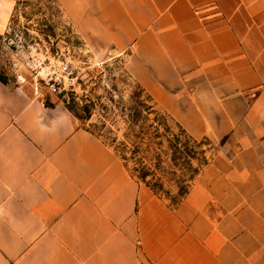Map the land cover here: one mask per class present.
<instances>
[{
  "label": "crops",
  "instance_id": "crops-1",
  "mask_svg": "<svg viewBox=\"0 0 264 264\" xmlns=\"http://www.w3.org/2000/svg\"><path fill=\"white\" fill-rule=\"evenodd\" d=\"M196 139L176 209L63 105L0 82V264H264V0H54ZM14 10L0 0V34Z\"/></svg>",
  "mask_w": 264,
  "mask_h": 264
},
{
  "label": "rangeland",
  "instance_id": "rangeland-1",
  "mask_svg": "<svg viewBox=\"0 0 264 264\" xmlns=\"http://www.w3.org/2000/svg\"><path fill=\"white\" fill-rule=\"evenodd\" d=\"M13 3L7 28L0 34V73L10 85L25 86L38 95L47 107L63 104L77 118L80 128L122 155L118 151L124 128L121 111L132 105L133 94L141 86L128 72L126 53L96 49L95 43L82 39L64 22L54 0ZM65 65L69 66V77L75 79V87L68 90H63ZM115 106L119 110H114ZM226 141L212 140L207 147L213 161L234 154L224 149ZM132 167L130 164L128 168ZM160 198L166 199L172 209L180 204L179 200Z\"/></svg>",
  "mask_w": 264,
  "mask_h": 264
},
{
  "label": "trees",
  "instance_id": "trees-1",
  "mask_svg": "<svg viewBox=\"0 0 264 264\" xmlns=\"http://www.w3.org/2000/svg\"><path fill=\"white\" fill-rule=\"evenodd\" d=\"M0 82L16 88L1 73ZM121 112L124 128L118 151L131 176L156 196L181 203L212 160L207 149L211 140L190 135L142 86L133 94L132 105Z\"/></svg>",
  "mask_w": 264,
  "mask_h": 264
},
{
  "label": "built area",
  "instance_id": "built-area-1",
  "mask_svg": "<svg viewBox=\"0 0 264 264\" xmlns=\"http://www.w3.org/2000/svg\"><path fill=\"white\" fill-rule=\"evenodd\" d=\"M68 69H69V66L68 65H65L64 67H63V73L62 74H65V75H67V77H65V78H63V90H68V89H72V88H74L75 87V79L74 78H70L69 77V72H68ZM58 80L59 79H55V82H57L58 84H60L59 82H58Z\"/></svg>",
  "mask_w": 264,
  "mask_h": 264
}]
</instances>
